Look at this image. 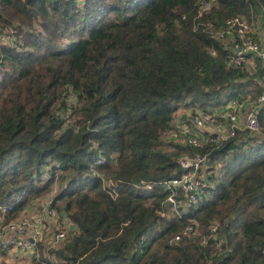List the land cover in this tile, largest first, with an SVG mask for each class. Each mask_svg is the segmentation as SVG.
Returning a JSON list of instances; mask_svg holds the SVG:
<instances>
[{"label": "trees", "instance_id": "obj_1", "mask_svg": "<svg viewBox=\"0 0 264 264\" xmlns=\"http://www.w3.org/2000/svg\"><path fill=\"white\" fill-rule=\"evenodd\" d=\"M198 1L0 0V203L13 206L4 218L55 186L51 206L75 227L46 254L39 244L34 264H264V106L260 132L216 145L193 148L176 125L180 110L264 92V63L229 67V50L200 27L238 16L264 25V0H216L201 20ZM11 28L21 49L7 42ZM196 156L207 159L205 197L189 205L177 190L176 209L166 207L163 183Z\"/></svg>", "mask_w": 264, "mask_h": 264}, {"label": "built area", "instance_id": "obj_2", "mask_svg": "<svg viewBox=\"0 0 264 264\" xmlns=\"http://www.w3.org/2000/svg\"><path fill=\"white\" fill-rule=\"evenodd\" d=\"M216 4V0H199L195 19H202L208 15ZM199 25V24H198ZM198 25L193 30L198 29ZM260 26V28H259ZM202 30L215 41L222 43L228 50L227 65L233 69L250 65L252 58H256L264 63V25L256 22H247L243 17H234L225 24L214 29L211 24L202 25ZM7 42L10 47L21 49L23 47L22 37L19 29L8 30ZM210 56H216L214 49H209ZM2 72H0V80ZM246 106L244 107V105ZM264 106V92L254 101L239 102L230 101L224 107L212 110L208 113L190 111L189 126L184 131L185 143L193 148H202L206 145H216L234 138L238 133L253 135L258 133L262 126L257 117V111ZM193 115V116H192ZM104 158L99 157L97 165L104 164ZM179 165L182 174L178 178L163 183L165 191L170 192L167 202L176 209L174 193L179 190L186 198L189 205L198 203L205 197L209 184L206 181V171L208 169L207 159L196 156L194 158H180ZM52 168L58 169L57 163H51L43 167L42 178L50 179ZM57 188L54 186L52 192L43 198L34 200L33 208L26 207L18 216L8 222L5 215L13 210V206L0 203V252H14L21 256L36 255L39 244H43L45 228L50 237L48 243L43 248L45 250L59 246L70 237L75 228L71 221L61 217L52 208V201L56 195ZM25 192H21L16 198V204H20ZM38 209H41L39 213ZM197 225L191 224L183 232L174 237L173 243L179 242L184 237L193 235ZM219 229V223L214 222L210 231L213 235ZM220 242L219 244H221ZM38 257V256H37Z\"/></svg>", "mask_w": 264, "mask_h": 264}, {"label": "crops", "instance_id": "obj_3", "mask_svg": "<svg viewBox=\"0 0 264 264\" xmlns=\"http://www.w3.org/2000/svg\"><path fill=\"white\" fill-rule=\"evenodd\" d=\"M259 21V23H261V21L260 20H258ZM261 25H262V23H261ZM259 28H260V26H259ZM246 106V104L244 105V107ZM189 114H190V111L189 110H187V111H185V110H182V111H179L178 113H177V115H176V125H177V127L179 128V129H181V130H183V131H185L186 129H187V125H184V124H182L183 122H186L187 120H188V116H189ZM185 117V121H182V117ZM33 204H35V203H32L31 202V204H30V206L29 207H31L32 209H34L33 208ZM38 211H39V213H41V216H42V212H41V209H38ZM3 252V251H2ZM7 254H8V258H10V260H11V263L12 264H15V261L16 262H19L20 260H21V255L20 254H17V253H14V252H7ZM26 259H30V257L29 256H27V257H25ZM8 260V259H7Z\"/></svg>", "mask_w": 264, "mask_h": 264}, {"label": "rangeland", "instance_id": "obj_4", "mask_svg": "<svg viewBox=\"0 0 264 264\" xmlns=\"http://www.w3.org/2000/svg\"><path fill=\"white\" fill-rule=\"evenodd\" d=\"M256 22H257V20L255 19L254 23L256 24ZM180 111H182V110H180ZM185 111H187V110H185ZM241 134H244V133H241ZM47 231H48V229L45 228V231H44V239L42 241L43 244L41 243L43 247L47 245V243H48V241L50 239V237L47 235ZM42 252L44 254H46L47 253V250H43ZM5 261H6V264H12L10 258H6ZM15 264H34V263L31 261V259L28 260V259L25 258V256H21V260L19 262H16L15 261Z\"/></svg>", "mask_w": 264, "mask_h": 264}, {"label": "water", "instance_id": "obj_5", "mask_svg": "<svg viewBox=\"0 0 264 264\" xmlns=\"http://www.w3.org/2000/svg\"><path fill=\"white\" fill-rule=\"evenodd\" d=\"M182 121H185V117L184 116L182 117ZM168 206H169V202L166 203V207H168Z\"/></svg>", "mask_w": 264, "mask_h": 264}]
</instances>
